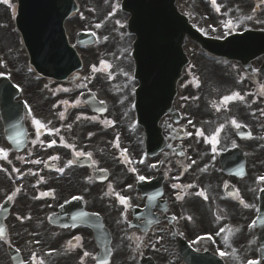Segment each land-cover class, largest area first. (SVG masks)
I'll return each mask as SVG.
<instances>
[{
  "label": "rangeland",
  "instance_id": "1",
  "mask_svg": "<svg viewBox=\"0 0 264 264\" xmlns=\"http://www.w3.org/2000/svg\"><path fill=\"white\" fill-rule=\"evenodd\" d=\"M94 3L100 4L101 0H93ZM195 2L200 3L199 4V13L201 15L206 14V1L202 3L200 0H193ZM236 2H239V0H235ZM15 6L14 0H0V52L2 55L6 58H17L19 61V64L24 65V55L23 50L20 46L18 37L16 33H14L12 30V22H11V14L13 13V9ZM108 5L106 4L102 12L107 9ZM214 5H209V9H213ZM92 10V9H91ZM122 14V13H121ZM96 16L92 15L89 11L88 15L81 14V19L75 18L73 16L72 18L68 19L65 23V28L67 31V34L69 37L73 38V33L79 29V28H90L92 27L95 31L98 32L100 29L97 27L94 23L89 25V22L95 20ZM103 23L107 21L104 17L101 20ZM111 24L108 25L105 28H101L98 41L96 45L90 49L82 50L80 53L82 54V57L84 59V67L88 65V63H93L92 60H90V57H95L98 61H100V67L102 69H105L107 67H104L101 65V61H104L105 64L111 65L110 68H108V71L106 73H103V75H100V80H96V82L93 85L94 90L98 93L97 95L107 102V108L109 115L111 119H114L115 126L118 128L117 131H120L121 134L127 135L128 143H126L127 146L131 148V145L137 140L139 137L137 129H134V124L131 119V112L128 109V102L130 100V94L129 89L133 85L131 80L129 81L130 73L132 74L131 68H133L132 62H130V59L128 58L126 52L129 48L128 41L130 38L126 35V33L122 36L121 34H118L117 26H112L113 19L110 20ZM99 34V33H98ZM194 46H196L193 42L187 41V44L185 45V51L192 52L194 49ZM198 49V48H197ZM1 55V56H2ZM14 56V57H13ZM16 56V57H15ZM26 61V60H25ZM193 61H195L194 65L197 66V72H196V79H198L197 86L192 84L191 86L195 90V92L200 94H209L211 97L214 98V101H218L223 92L226 90L231 89L232 95L234 93H238L239 97H234V101L232 102V106H236L238 104H242L244 106H249L250 108V114L252 116H256V112L258 111L255 108V102L251 101L249 99V95L246 92V88L248 84L246 81H242L241 84L236 85V83L233 80L232 76L239 77L235 70H232L230 73L227 70V67H225V64H222L220 62L216 63V61H209L202 57V55L193 56ZM198 62V64H196ZM186 70V68H185ZM191 70H187V72L184 74L183 77L179 80L177 84V94H176V105H182V98L183 93L186 91V87L188 85L189 81V72ZM83 73V72H81ZM19 81L24 86V91H22L23 97L28 101L29 105L31 107L35 108V115L40 116L43 119H45V116H49L52 114L54 107L52 106V100L56 99L58 102L62 100L66 101H72L75 105L74 109L72 110V118H70L71 126L73 127V130L69 131L68 139L70 143H77V144H88L93 145V147H96L98 150V153L103 155L105 158H111L113 163V167H117L115 165L119 164L120 161L115 160L114 153L118 150L116 147H108L106 144L107 141L103 138L104 133L110 132V130H107L105 128L106 123L104 120H101V118L94 117L92 114H88L86 110H79L78 104L79 102L75 101V98H71V88L74 85L66 84L65 86L56 84L54 82H48L44 80L43 82H36L33 81L29 76L22 75V77H19ZM79 84V81H78ZM244 89H239L238 87L244 86ZM58 86H61L62 90L58 88ZM191 86L189 88H191ZM238 88V89H235ZM67 89V91H65ZM193 91V90H190ZM64 92V93H61ZM216 109L215 106L209 109V112L214 111ZM237 109L234 108L235 117L240 116L241 113H237L239 111H236ZM242 110V109H241ZM68 115H71V112L69 111ZM205 115H207L205 113ZM53 123L48 128H53L56 126L55 119H52ZM240 118L241 121H243ZM108 121V120H107ZM98 122H100V125H98ZM244 122V121H243ZM45 123V122H44ZM63 125L66 124V122H62ZM102 126V127H100ZM195 126V125H194ZM226 128L222 127L219 131V134L216 135V140H218L221 143H225L228 141V138L224 135ZM210 132L209 135H207V132ZM228 131V130H227ZM229 133V132H228ZM211 134L212 130L203 128V147H206V137L208 142H211ZM230 135V134H229ZM113 138H115L114 143H119L121 145V140L116 138L115 134L112 135ZM230 138V136H229ZM113 142V140H112ZM194 148V152L198 153L206 158V160H209L210 153L209 151L206 153V150L201 149V147L196 143L190 144ZM104 146L105 149H102ZM243 146L247 149H253L254 148V142H244ZM134 148V147H132ZM131 148V150H132ZM215 149V148H214ZM212 149V150H214ZM208 154V156H207ZM253 153H250V158L252 159ZM206 162H204L205 164ZM125 166V165H124ZM112 167V169H113ZM125 167H123L124 169ZM121 175H124L123 172H120ZM120 175V176H121ZM221 173L219 172H212L210 175L204 176L203 180L205 182H208L209 184H212L215 186L220 181L223 180L221 177ZM253 174L249 173V176L245 180H250L251 176ZM214 190V188H213ZM43 205H45V202H43ZM194 210L195 212L198 211V219L202 223H208L210 220V214L209 210L205 205H199L194 204ZM38 213L40 211L38 210ZM245 215H247L245 213ZM194 220H196L195 215H193V223ZM241 221L243 219H240ZM246 221V220H245ZM192 224V223H191ZM189 224V226L191 225ZM197 226V225H196ZM192 228H196L193 226ZM203 228V227H202ZM200 228L198 227L197 230ZM207 232H211L212 227L211 225L207 226ZM244 232V231H243ZM239 240H245L244 243L239 244L241 241ZM217 241L216 244H214L211 248L213 251L218 253H224L223 257L228 261L231 262L232 260H239L241 257L244 256H253L255 252V248H253L252 244V235L248 234V236L244 233H238L233 234L230 233L229 235L225 236L222 235ZM148 245H151V250L149 253L153 256L154 261L156 264H175L170 263L173 261H178L179 256L177 255V252L175 251V255L172 252L173 259L163 257V255L160 254V248L159 243L157 241L156 235H151V242H149ZM173 249V248H172ZM253 250V255L250 254V252ZM167 252V251H166ZM240 256V257H239ZM126 258H130V255L127 254L125 256ZM249 259V258H248ZM4 258L2 256V253H0V264H3ZM124 264H129V262H125ZM133 264H138L137 261Z\"/></svg>",
  "mask_w": 264,
  "mask_h": 264
},
{
  "label": "water",
  "instance_id": "2",
  "mask_svg": "<svg viewBox=\"0 0 264 264\" xmlns=\"http://www.w3.org/2000/svg\"><path fill=\"white\" fill-rule=\"evenodd\" d=\"M19 24L31 48L34 50V33H51L53 36L60 31L61 21L68 14L70 4L66 0H19ZM31 25L34 29H31ZM41 46L47 47V37L44 36Z\"/></svg>",
  "mask_w": 264,
  "mask_h": 264
},
{
  "label": "snow or ice",
  "instance_id": "3",
  "mask_svg": "<svg viewBox=\"0 0 264 264\" xmlns=\"http://www.w3.org/2000/svg\"><path fill=\"white\" fill-rule=\"evenodd\" d=\"M212 2H213L214 5L216 4V0H212ZM217 11H219V7H218V6H217ZM249 18H250V17H249ZM97 26L99 27V25H97ZM101 65L104 66V67H107V68H110V67H111V65H107V64H105L104 61H101ZM93 70H94V71L96 70L95 66H93ZM65 91H67V89H65ZM234 97H239V94H238V93H234L232 96H225V97L223 98V101H224V102L231 101ZM239 98L242 99V97H239ZM33 122H34L35 125H37L38 129H41V128L44 127V125H43V124L41 123V121H39V120L34 119ZM233 124H235L236 127H240V125L237 124L236 121H233ZM219 131H220V130L217 129V135L219 134ZM200 134H202V133H200ZM211 142H212V143H215V142H216V136H213V137H212ZM53 143H55V142H53ZM0 152H4V150H3V149H0ZM77 155H78V156H79V155H84V153H79V152H78ZM5 157H6V153H5ZM36 163H39V161H36ZM69 163H71V162H69ZM193 163H195V162L193 161ZM61 171H62V170H61ZM133 171H135V170L133 169ZM139 179H140V180H144L145 177H144V176H140ZM261 179H264V177H262ZM200 195L203 196L204 193H200ZM118 198H119V200H120L121 203H125V202H126V198H125V197L120 196V197H118ZM205 198H206V197H205ZM8 199L11 200V199H13V197H12V196H9ZM74 199H82V197H74ZM3 231H4L3 229H0V233H2ZM75 239H79V238L77 237V238H75ZM69 244H71V241L69 242ZM220 254H221L222 256L224 255V253H220ZM88 255H89V254H88L87 252L84 253V256H88ZM104 264H107V262H104ZM248 264H257V262H256V261H249Z\"/></svg>",
  "mask_w": 264,
  "mask_h": 264
},
{
  "label": "flooded vegetation",
  "instance_id": "4",
  "mask_svg": "<svg viewBox=\"0 0 264 264\" xmlns=\"http://www.w3.org/2000/svg\"><path fill=\"white\" fill-rule=\"evenodd\" d=\"M257 10H258V9H257ZM52 173L54 174V177H52V179H51L52 182L50 183V186L53 187L54 189L58 188L60 194H62V193H63V189H62V187L56 185L55 180L58 179V178H61L62 175H63V173H62L61 171H57V170H53ZM74 174H75V181H76V182H80L81 180H80V176H79V171L76 170V171L74 172ZM66 197H68V196H65V197H63V198H60V201L57 203V205L60 204V203H62V202L66 199ZM12 219H13V218H12L11 216H9V217L6 219L5 224H6V227H7L8 230H9V229L12 227V225L14 224V223L12 222Z\"/></svg>",
  "mask_w": 264,
  "mask_h": 264
}]
</instances>
